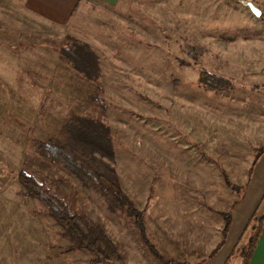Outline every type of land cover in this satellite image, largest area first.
<instances>
[{
    "label": "rangeland",
    "instance_id": "obj_1",
    "mask_svg": "<svg viewBox=\"0 0 264 264\" xmlns=\"http://www.w3.org/2000/svg\"><path fill=\"white\" fill-rule=\"evenodd\" d=\"M244 1L91 0L67 24L0 4V264H107L26 194L21 170L57 179L71 209L104 226L123 257L110 264L210 255L264 152V0H249L261 16ZM76 41L98 58L90 76L62 54ZM202 70L227 87L201 84ZM78 116L110 129L115 157L103 160L142 211L145 237L39 150L70 141Z\"/></svg>",
    "mask_w": 264,
    "mask_h": 264
},
{
    "label": "trees",
    "instance_id": "obj_2",
    "mask_svg": "<svg viewBox=\"0 0 264 264\" xmlns=\"http://www.w3.org/2000/svg\"><path fill=\"white\" fill-rule=\"evenodd\" d=\"M62 54L72 61L76 69L88 76L98 69V58L88 45H80L76 41L75 52L63 49ZM198 80L205 86L217 89L227 87L223 78L205 70L199 73ZM67 132L70 141L59 138L39 141L37 143L39 150L45 157L64 166L84 187L96 192L105 201L109 211L114 214L127 212L132 216L141 235L145 237L142 211L128 197L119 181L112 176L113 168L103 160V157L110 159L115 157L110 129L103 123L78 116L68 123ZM97 154L101 156L98 157ZM18 179L25 187L26 194L43 201L48 207L49 215L65 229L66 234L80 247H86L91 251L98 261L110 264L112 260H123L118 245L106 232L104 226L86 214L74 212L70 204L58 195L57 179L46 176L39 170H33L31 173L21 170ZM231 215V211L223 213L224 235L230 228ZM258 219H260L259 224L241 252L244 256V264L248 263L261 233L264 216ZM149 246L154 251L153 246L151 244ZM167 264L186 263L168 260Z\"/></svg>",
    "mask_w": 264,
    "mask_h": 264
},
{
    "label": "crops",
    "instance_id": "obj_3",
    "mask_svg": "<svg viewBox=\"0 0 264 264\" xmlns=\"http://www.w3.org/2000/svg\"><path fill=\"white\" fill-rule=\"evenodd\" d=\"M91 0H0V4L20 6L28 16L57 24L75 20ZM105 4H116L119 0H95ZM247 177V176H246ZM246 186L231 210V224L226 235L220 236L213 251L201 264H244L241 253L247 245L250 230L264 216V152L254 163ZM257 222V225L254 223ZM262 229L247 264H264V219ZM225 222L220 227L224 230ZM224 234V232H223Z\"/></svg>",
    "mask_w": 264,
    "mask_h": 264
},
{
    "label": "water",
    "instance_id": "obj_4",
    "mask_svg": "<svg viewBox=\"0 0 264 264\" xmlns=\"http://www.w3.org/2000/svg\"><path fill=\"white\" fill-rule=\"evenodd\" d=\"M244 4L249 6L250 9L257 15V16H261L262 14V10L256 5L254 4L252 1H244Z\"/></svg>",
    "mask_w": 264,
    "mask_h": 264
}]
</instances>
